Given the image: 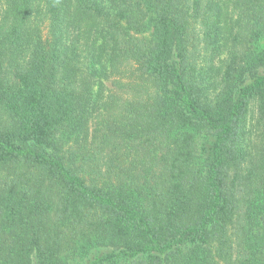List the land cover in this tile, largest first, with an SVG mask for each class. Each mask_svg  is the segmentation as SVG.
I'll list each match as a JSON object with an SVG mask.
<instances>
[{"label":"trees","instance_id":"1","mask_svg":"<svg viewBox=\"0 0 264 264\" xmlns=\"http://www.w3.org/2000/svg\"><path fill=\"white\" fill-rule=\"evenodd\" d=\"M262 40L264 0H0V264H264Z\"/></svg>","mask_w":264,"mask_h":264},{"label":"rangeland","instance_id":"2","mask_svg":"<svg viewBox=\"0 0 264 264\" xmlns=\"http://www.w3.org/2000/svg\"><path fill=\"white\" fill-rule=\"evenodd\" d=\"M131 35H135L133 33H131ZM140 36H146L148 35V32L144 33V34H139ZM262 43H264V40L261 41ZM225 52H222L218 57H215L214 59H212V61L209 63L208 69H206L204 71V77H202L203 79V95L206 99L211 100L214 99V97L219 93L220 89H221V84H222V75L224 73L225 70V63H224V59H226L225 56ZM103 64L105 65L106 69H107V78L103 77L101 78V81L103 83V85H105L102 88V92L103 93H107L108 92V88L110 87V85L112 84V77H115V75H118V77H125V80H122L123 83H126V77H129V74L126 72L125 73V68L120 67V76L119 73L115 72H110V66L108 65L109 62L107 60H105V58H102ZM101 77V76H99ZM117 77V76H116ZM97 85V84H96ZM94 90H97V86L94 87ZM126 91V90H123ZM249 119H252V117L254 116V103L250 105V109H249V113H248ZM133 144L130 143L128 141V143H125V149L127 151V154L124 156L125 158L127 157V162H129L130 160L133 159L134 157V153L132 150ZM158 157V152L154 154L153 156V161L156 160ZM114 158L117 159L116 156H114ZM121 158V157H120ZM117 169V168H116ZM78 250V246L76 244L75 246ZM67 252V251H66ZM69 253V252H67ZM76 253V250H75ZM70 254V253H69Z\"/></svg>","mask_w":264,"mask_h":264}]
</instances>
